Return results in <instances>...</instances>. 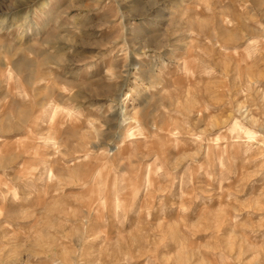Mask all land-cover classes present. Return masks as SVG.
Returning <instances> with one entry per match:
<instances>
[{"label": "rangeland", "instance_id": "rangeland-1", "mask_svg": "<svg viewBox=\"0 0 264 264\" xmlns=\"http://www.w3.org/2000/svg\"><path fill=\"white\" fill-rule=\"evenodd\" d=\"M0 264H264V0H0Z\"/></svg>", "mask_w": 264, "mask_h": 264}]
</instances>
